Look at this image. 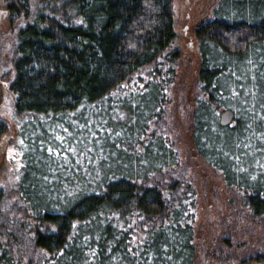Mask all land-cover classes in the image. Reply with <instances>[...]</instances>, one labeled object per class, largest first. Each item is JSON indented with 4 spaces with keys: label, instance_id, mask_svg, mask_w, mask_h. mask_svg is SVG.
<instances>
[{
    "label": "trees",
    "instance_id": "obj_1",
    "mask_svg": "<svg viewBox=\"0 0 264 264\" xmlns=\"http://www.w3.org/2000/svg\"><path fill=\"white\" fill-rule=\"evenodd\" d=\"M5 8L22 167L0 187V264H197L195 188L170 136L183 60L173 0ZM194 36L190 149L219 175L244 223L235 229L256 235L251 258L264 263V0H222ZM8 132L0 119V142Z\"/></svg>",
    "mask_w": 264,
    "mask_h": 264
},
{
    "label": "rangeland",
    "instance_id": "obj_2",
    "mask_svg": "<svg viewBox=\"0 0 264 264\" xmlns=\"http://www.w3.org/2000/svg\"><path fill=\"white\" fill-rule=\"evenodd\" d=\"M221 1L173 0L174 28L177 36L172 49H181L183 60L178 64L176 79L170 93L169 113L172 130L170 136L177 143L181 160L186 166L191 183L195 188L192 210L195 213L193 227L195 228V243L198 250L197 264H220L216 258L218 255L215 253L221 255L217 248L223 244L224 239L230 240L229 237L232 238L233 241H231L234 244L231 247L233 249L232 255H230L232 260L224 264H264L260 260L251 258L253 252L260 249L256 235H240L239 229H235L236 225L241 227L244 223L242 219L235 221L236 215L233 212V206L228 205V191L221 183L219 175L205 165L189 145L188 113L195 93L192 76L198 58L194 30L199 24L214 17ZM10 2L11 0H0V119L9 128L8 134L4 135L0 142V187L4 188L15 186L22 167L20 151L15 142L10 141V137H14L17 129L14 94L10 90L14 70L9 63V50L13 43L12 38L15 35L16 27H14L15 24L11 21L9 14L4 12L6 5ZM21 22H17L16 26L19 27ZM235 235L237 236L235 237ZM238 242L245 244L244 247L239 248L242 252L246 250L244 255L235 249ZM224 252L227 255L223 257H229L228 250L225 249Z\"/></svg>",
    "mask_w": 264,
    "mask_h": 264
},
{
    "label": "water",
    "instance_id": "obj_3",
    "mask_svg": "<svg viewBox=\"0 0 264 264\" xmlns=\"http://www.w3.org/2000/svg\"><path fill=\"white\" fill-rule=\"evenodd\" d=\"M233 115L230 111H223L220 117V123L222 125H227L232 121Z\"/></svg>",
    "mask_w": 264,
    "mask_h": 264
},
{
    "label": "flooded vegetation",
    "instance_id": "obj_4",
    "mask_svg": "<svg viewBox=\"0 0 264 264\" xmlns=\"http://www.w3.org/2000/svg\"><path fill=\"white\" fill-rule=\"evenodd\" d=\"M6 14H8L7 10L4 11Z\"/></svg>",
    "mask_w": 264,
    "mask_h": 264
}]
</instances>
